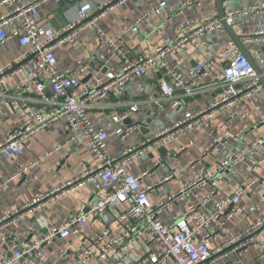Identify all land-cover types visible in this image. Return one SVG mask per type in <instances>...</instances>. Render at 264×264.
Returning <instances> with one entry per match:
<instances>
[{
	"label": "built area",
	"instance_id": "2783aa9c",
	"mask_svg": "<svg viewBox=\"0 0 264 264\" xmlns=\"http://www.w3.org/2000/svg\"><path fill=\"white\" fill-rule=\"evenodd\" d=\"M47 1L49 0H0V46L10 39H16L20 47L27 48L18 59L0 67V112L4 107L23 112L21 123L7 134L5 142L0 143V156H21L25 138L48 124L64 120L74 134L69 140L80 136L97 162L95 166L84 164L81 174L67 182L66 187L90 185L93 201L81 205L74 215L51 228L39 216L36 223L45 231L43 236L32 246L23 241H14L11 244V254L0 260V264H24L35 249L45 248L57 239L65 240L70 236L84 234L90 228V221L102 218L106 212L119 210L122 206L125 208L116 215L113 230L104 228L94 239L83 241L80 248L73 252L60 249L57 264H89L108 256L116 257L117 253H125L145 233L149 243H156L161 247L141 260V263L147 264H216L228 252L246 249L251 235L264 233V215L257 216L245 232L233 236L228 235L227 224L245 211L254 213V207L244 208L243 198L254 185L264 187V162L260 172L255 176L253 174L259 168L253 156L264 147V118L259 119L257 126L262 128V133L249 145L230 154L211 169L195 173L176 194L156 206L149 199L152 186L142 188L139 185L140 177L145 173L136 176L127 171V165L162 140L193 130L213 133V120L222 111H227L230 118L239 117L244 120L248 116V112L237 113L234 108L252 99L262 91V87L249 60L232 40H227L206 61L197 63L184 72L173 69L167 60L183 47L193 46L209 34L224 32L222 21L217 17L199 16L191 22H185L177 29V38H163L153 52L134 58L123 56L118 72L95 76L88 85L82 84L81 80L92 64L104 57L91 62L80 60L71 73L64 74L58 70L55 49L62 44L74 43L85 28H95L105 17L107 6L114 1L124 0H109L98 6L84 2L77 8L75 18L58 30L36 22L39 6ZM233 1L222 0L224 20L231 27L235 18L264 16V3H253L240 9L227 8ZM199 5L197 0H189L177 4L175 10L181 12ZM172 11L173 8H168L161 2L142 13L131 24H125L123 30L135 34L140 24L149 16L156 15L166 19ZM96 34L112 55L121 56L115 38L104 35L99 29H96ZM241 42L243 45L264 43V30L243 34ZM254 55L257 56V53ZM257 67L264 78V59L258 61ZM151 72L160 79L143 102L149 110L162 109L164 106L171 109L181 107L182 99L191 98L202 91L200 83L204 81H207L206 90L215 92L216 95L207 106L186 111L170 127L138 146L125 148L121 156L116 158L108 150L107 130L113 124L122 125L138 112L139 103L129 104L101 126L91 120L90 112L98 106V100L118 94L128 83L146 78ZM20 73L24 76L13 85L5 84L7 77ZM255 110L258 108L255 107ZM249 129L247 124H242L239 130L232 133L221 126V138L214 137L204 147L203 155L209 154L220 141L236 139ZM134 130V126L122 127L115 133L123 141ZM193 142L191 140L189 144ZM58 149V146H54L44 156L49 157ZM246 163H249L253 176L231 194L218 196L217 185L225 174ZM28 169V165H20L16 175L19 176ZM174 174L171 171L166 179L172 178ZM206 189L208 191L203 194ZM39 201L40 199L15 209L3 210L0 213V229L32 213L39 207ZM178 202H183L186 206L183 215L172 216L171 222L165 223L161 214ZM219 239L223 241L214 247L213 244ZM118 264H121L119 259Z\"/></svg>",
	"mask_w": 264,
	"mask_h": 264
},
{
	"label": "crops",
	"instance_id": "0c3cea01",
	"mask_svg": "<svg viewBox=\"0 0 264 264\" xmlns=\"http://www.w3.org/2000/svg\"><path fill=\"white\" fill-rule=\"evenodd\" d=\"M49 0L39 6L36 22L39 25L58 30L75 18L77 8L84 2L91 6H98L109 0ZM189 0H124L114 1L106 7L105 17L100 20L96 27L85 28L79 38L74 43H66L55 49L57 67L61 73H71L78 61L91 62L89 71L81 80L82 84L90 85L92 78L104 73H116L120 68L123 56L134 58L137 55L153 52L155 47L163 38L175 39L178 36L177 29L185 22H191L199 16L218 17L214 0H197L199 6H193L190 10H175V6ZM164 2L168 8H173L172 13L166 19L151 15L140 26L138 32L130 34L124 32V25L131 24L142 13ZM253 3H264V0H234L227 8H243ZM241 38L243 34L264 30V16L238 17L233 20L231 27ZM99 29L104 35L115 38L119 46L121 56L112 55L107 46L96 34ZM8 30V29H7ZM229 36L224 32H215L200 39L198 43L190 47H183L175 56L167 60L173 69L186 71L197 63L206 61L212 53L220 50L229 40ZM250 53L251 58L258 64L264 59V43H254L244 45ZM27 51V48L20 47L16 39L8 40L0 46V67H5L18 59ZM257 53V56L254 53ZM31 69V68H30ZM24 74H16L5 79L8 86L17 82ZM160 77L154 73H149L146 78L137 79L128 83L121 92L111 94L102 100H98V106L91 110L90 118L97 125L101 126L116 112L125 109L131 103H139V110L131 115L130 122L135 127L129 136L120 141L116 135V130L122 127H129V122L122 125L113 124L108 130V150L111 155L118 158L125 148L138 146L144 140L151 139L164 129L180 120L186 111H195L207 106L215 97V92L206 90L207 81L200 83L202 91L191 98L182 99L183 105L177 109L164 106L162 109L146 108L143 103L148 94L153 90ZM255 107L258 110H255ZM237 113L248 112L246 119L239 117H228L227 111H222L214 118L212 123L213 133L209 131L193 130L188 133L179 134L169 140H162L145 154L136 158L127 165L128 173L141 175L139 185L144 188L152 186L149 199L152 205L167 200L171 195L176 194L191 178L200 171L211 169L235 151L249 145L259 134L262 128H257L260 118H264V90L260 91L252 99L239 104L234 108ZM19 109L4 107L0 112V143L5 142L7 134L14 130L22 121V114ZM242 124L249 126V131L243 133L236 139L228 138L224 142L220 141L213 150L203 155V149L212 139L221 138L219 128L222 126L232 133L239 130ZM140 125L142 128L138 127ZM74 135L64 120L48 124L44 128L31 134L22 142L23 154L6 158L0 156V213L3 210H11L16 207L29 204L40 199L39 207L32 213L20 220H15L11 224L0 229V260L8 257L11 252V244L14 241H23L28 246H32L44 234L36 223V219L42 216L48 227L62 224L79 207L93 201L90 185L69 188L66 183L78 177L83 165H96V159L91 153L86 142ZM194 140L193 144H189ZM54 146L59 149L51 156L45 157V152ZM184 150H181V148ZM60 160V161H59ZM253 160L258 164V170L254 176L260 172L264 162V147L259 149L253 156ZM56 162H59L56 165ZM20 165L29 166V169L16 175ZM192 166V168H191ZM175 174L172 178L166 179L170 172ZM249 163L238 165L232 168L217 185L218 196L229 195L238 186L246 182L253 176ZM208 189L203 191V194ZM244 208L254 207L255 212L245 211L236 215L227 224L228 235L245 232L255 218L264 215V187L260 184L254 185L242 202ZM185 204L178 202L168 211L161 214V219L165 223L171 222L172 216H182L185 211ZM119 210L106 212L102 218L90 221L89 230L80 235L70 236L65 240L57 239L45 248L35 249L26 259L24 264H57L59 262V250L62 248L73 252L80 248L83 241L92 240L104 228L115 227V218ZM250 242L246 249L228 252L226 256L219 259L216 264H264V233L251 235ZM223 239L215 242L218 245ZM156 243H149L147 235L142 234L125 253H117L116 257L100 261H91L89 264H147L141 260L149 253L160 250ZM238 262V263H237Z\"/></svg>",
	"mask_w": 264,
	"mask_h": 264
},
{
	"label": "water",
	"instance_id": "95a60500",
	"mask_svg": "<svg viewBox=\"0 0 264 264\" xmlns=\"http://www.w3.org/2000/svg\"><path fill=\"white\" fill-rule=\"evenodd\" d=\"M64 2L70 3V1H66V0H64ZM214 5H215L216 11H217V16H218L217 18L222 21L223 27H224L226 33L228 34L230 40H232L234 42V44L237 46L239 51L242 52L246 56V58L249 60L251 66L253 67V70L258 75L260 85H261L262 89L264 90V78L261 75L259 68L257 67L255 62L251 58L250 53L246 50L245 46L242 44L241 38L234 32V30L231 28V26H229L224 20V7L222 5V0H214ZM126 122H129V124H131V126H136V125H133L130 122V120H126ZM138 126L140 128H142L140 125H138Z\"/></svg>",
	"mask_w": 264,
	"mask_h": 264
}]
</instances>
